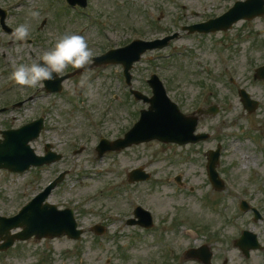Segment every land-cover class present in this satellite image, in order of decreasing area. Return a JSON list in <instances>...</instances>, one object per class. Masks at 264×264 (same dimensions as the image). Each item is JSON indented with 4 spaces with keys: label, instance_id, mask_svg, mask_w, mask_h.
I'll return each instance as SVG.
<instances>
[{
    "label": "rangeland",
    "instance_id": "374dc122",
    "mask_svg": "<svg viewBox=\"0 0 264 264\" xmlns=\"http://www.w3.org/2000/svg\"><path fill=\"white\" fill-rule=\"evenodd\" d=\"M235 1L90 0L79 11L64 0H0L10 11L8 23L14 28L28 24L32 39V43L17 41L0 27V137L2 130L44 115L45 129L32 146L43 154L45 143L51 141L64 152L63 160L48 166L23 173L0 170V213L17 211L68 169L48 200L59 208L72 207L84 229L77 240L63 235L16 241L10 251L14 259L8 263L41 264L44 256L46 264H202L185 258L184 251L208 242L214 264H264L261 251L247 260L234 246L248 216L240 213L241 198L233 193L239 184L253 183L250 191L263 189L257 198L264 201V171L253 176L249 167L256 160H246L249 155L262 158L264 148V79L255 78L256 68L264 64V16L239 22L225 32L182 29L225 11ZM32 11L39 16H31ZM44 19L47 22L41 26ZM176 32L179 36L168 47L146 52L135 64L133 86L151 95L147 79L157 73L186 112L218 103L220 114L202 118L199 124V130L209 131L212 137L198 144L152 141L98 157L99 136H123L139 118L140 109L148 107L130 94L119 65L67 80L62 96L48 94L43 87L18 85L11 78L13 65L36 61L65 33L85 36L96 55L136 38ZM77 86L83 87V96L77 95ZM240 88L259 99L255 112L244 108ZM22 100L27 101L14 107ZM218 143L223 145L222 176H228L231 187L227 190H215L207 174V151ZM81 146L83 151L73 152ZM140 166L152 173L151 179L129 183V171ZM177 175L182 176V185ZM138 205L153 212L154 228L128 225ZM97 222L107 227L105 234L91 229Z\"/></svg>",
    "mask_w": 264,
    "mask_h": 264
},
{
    "label": "water",
    "instance_id": "95a60500",
    "mask_svg": "<svg viewBox=\"0 0 264 264\" xmlns=\"http://www.w3.org/2000/svg\"><path fill=\"white\" fill-rule=\"evenodd\" d=\"M71 4L79 2L82 5H86L85 0H69ZM248 3H241L229 12L228 15H232L229 20L226 17L211 21L209 24H202L193 27H189L191 31L200 29L204 31L215 30L218 28H228L231 24L242 18H252L255 15L263 14V3L258 4L254 8L248 7ZM3 19L5 14L1 13ZM176 36V35H175ZM174 36L166 37L162 40H156L152 42L135 41L130 45L108 52L107 54L96 57L97 64L103 63H117L121 62L125 65V74L128 82L131 81V74L129 72L133 63L140 59L141 54L147 49H153L156 47H164L169 44V41ZM70 75L60 77L55 80L57 85ZM52 81H48L51 84ZM150 83L155 88V96L153 98H147L141 93L134 91L139 98H144L150 101L152 106L149 110L142 112L141 120L135 125V127L126 135L125 139H118L113 142L103 140L100 147H98L102 154L107 149L119 150L134 142H140L143 140H151L153 138H159L164 141H197L199 139L207 138L208 134L195 135L198 118L194 116H185L180 111L177 105L170 102L167 98L165 90L162 87V83L157 76H153V80ZM43 118L36 120L30 124H27L19 129L3 131L5 137L4 140H0V168H8L11 171H24L31 165H41L46 161H54L61 158V155L50 153L43 157L35 154L34 149L30 145V141L39 136L41 129L43 128ZM219 157V152H212L210 157V175L217 187L222 188L221 181L218 179V173L216 171V165ZM134 173L136 175H134ZM133 176H139L137 179L148 178L149 175L135 170L132 173ZM134 178V177H133ZM49 189L40 193L35 199H33L27 206L21 210V212L12 218H5L0 216V233H9L11 228L23 227L24 230L14 235L7 234L6 238H9L8 242H13L15 239H26L34 234L38 237L43 236H58L63 233H67L74 238L81 236L82 230H77V223L73 216V210L65 209L58 210L55 205L44 204L45 199L49 194ZM142 219L139 223L150 226L152 221L148 218L147 213L139 209ZM135 223V221H133ZM7 242V243H8Z\"/></svg>",
    "mask_w": 264,
    "mask_h": 264
},
{
    "label": "clouds",
    "instance_id": "9594fccd",
    "mask_svg": "<svg viewBox=\"0 0 264 264\" xmlns=\"http://www.w3.org/2000/svg\"><path fill=\"white\" fill-rule=\"evenodd\" d=\"M38 17V11L30 13ZM30 36L28 24L18 25L12 33V37L26 43ZM20 48H17V52ZM93 50L85 36L75 33H65L59 36L55 45L46 50L39 61L13 65L11 78L21 86L30 88L43 87L45 81H53L62 77L69 66L89 70L92 64ZM84 84V81H81Z\"/></svg>",
    "mask_w": 264,
    "mask_h": 264
},
{
    "label": "flooded vegetation",
    "instance_id": "af4514ba",
    "mask_svg": "<svg viewBox=\"0 0 264 264\" xmlns=\"http://www.w3.org/2000/svg\"><path fill=\"white\" fill-rule=\"evenodd\" d=\"M261 192H263V189H260ZM248 221L244 222L243 228L240 230V234L236 239V245L237 249L242 253V256L244 258H247V260H250L253 257V253L257 251H261V255H264V215L263 217L258 219L255 218V213L252 211V209L247 213ZM242 216L245 218V214H242ZM249 230L250 233H246V231ZM257 238V240L261 243V246L257 249H253L254 245V239ZM246 239V242L249 243V250L246 251L243 246V241ZM31 241H34V239L29 240V243ZM2 241L0 240V243ZM17 244L11 246L10 248H7L6 250H0V264H10L8 263V260H13L14 257L11 258L10 251L14 250ZM44 264V263H43Z\"/></svg>",
    "mask_w": 264,
    "mask_h": 264
},
{
    "label": "bare ground",
    "instance_id": "6f19581e",
    "mask_svg": "<svg viewBox=\"0 0 264 264\" xmlns=\"http://www.w3.org/2000/svg\"><path fill=\"white\" fill-rule=\"evenodd\" d=\"M247 156H245L244 158H246ZM250 159V156H248L247 158H246V160H249Z\"/></svg>",
    "mask_w": 264,
    "mask_h": 264
}]
</instances>
